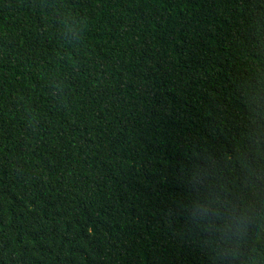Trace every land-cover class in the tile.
<instances>
[{
    "label": "trees",
    "instance_id": "16d2710c",
    "mask_svg": "<svg viewBox=\"0 0 264 264\" xmlns=\"http://www.w3.org/2000/svg\"><path fill=\"white\" fill-rule=\"evenodd\" d=\"M264 0H0V264H264Z\"/></svg>",
    "mask_w": 264,
    "mask_h": 264
},
{
    "label": "clouds",
    "instance_id": "9594fccd",
    "mask_svg": "<svg viewBox=\"0 0 264 264\" xmlns=\"http://www.w3.org/2000/svg\"><path fill=\"white\" fill-rule=\"evenodd\" d=\"M230 230L247 234L251 229L253 235L260 239L264 237V210H259L255 205L248 206L226 225Z\"/></svg>",
    "mask_w": 264,
    "mask_h": 264
}]
</instances>
